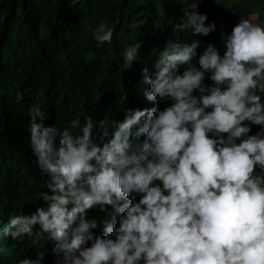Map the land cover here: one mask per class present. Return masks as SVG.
Here are the masks:
<instances>
[{"label": "clouds", "instance_id": "1", "mask_svg": "<svg viewBox=\"0 0 264 264\" xmlns=\"http://www.w3.org/2000/svg\"><path fill=\"white\" fill-rule=\"evenodd\" d=\"M183 12L175 31L216 30L198 3ZM254 21L240 18L223 55L212 43L198 54V39L169 44L124 120L76 111L67 129L30 108L43 190L5 234L36 244L47 232L50 247L22 264H264V26ZM94 36L99 47L113 30L101 21ZM141 46L124 49V70Z\"/></svg>", "mask_w": 264, "mask_h": 264}, {"label": "trees", "instance_id": "2", "mask_svg": "<svg viewBox=\"0 0 264 264\" xmlns=\"http://www.w3.org/2000/svg\"><path fill=\"white\" fill-rule=\"evenodd\" d=\"M191 3L207 15L206 25H216L208 36L175 31ZM254 14L264 25V0H0V264L36 260L50 247L47 232L36 244L27 235L14 240L5 234L11 217L36 212L43 190L30 145L32 106L45 112L44 121L37 118L45 126L50 120L72 129L76 111H89L106 125L124 120L148 88L143 69L154 73L169 44L198 39V54L212 43L223 55L224 37L240 18ZM101 21L113 38L98 47L94 33ZM138 42L136 61L124 70V49ZM190 64L199 67L195 59ZM258 130L253 126L251 134ZM35 231H41L38 225Z\"/></svg>", "mask_w": 264, "mask_h": 264}, {"label": "rangeland", "instance_id": "3", "mask_svg": "<svg viewBox=\"0 0 264 264\" xmlns=\"http://www.w3.org/2000/svg\"><path fill=\"white\" fill-rule=\"evenodd\" d=\"M252 17L255 18V21H254V22L259 23V24H261L262 26H264V25L261 23V21H260V15H259V14H254V15H252V16L249 17V18H252Z\"/></svg>", "mask_w": 264, "mask_h": 264}, {"label": "water", "instance_id": "4", "mask_svg": "<svg viewBox=\"0 0 264 264\" xmlns=\"http://www.w3.org/2000/svg\"><path fill=\"white\" fill-rule=\"evenodd\" d=\"M142 140H144L145 138H141Z\"/></svg>", "mask_w": 264, "mask_h": 264}, {"label": "bare ground", "instance_id": "5", "mask_svg": "<svg viewBox=\"0 0 264 264\" xmlns=\"http://www.w3.org/2000/svg\"><path fill=\"white\" fill-rule=\"evenodd\" d=\"M80 66V65H79Z\"/></svg>", "mask_w": 264, "mask_h": 264}]
</instances>
